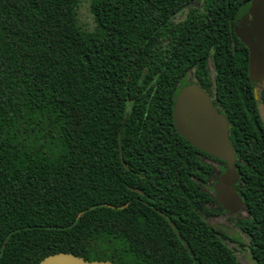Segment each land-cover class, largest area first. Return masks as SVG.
<instances>
[{"label": "trees", "instance_id": "obj_1", "mask_svg": "<svg viewBox=\"0 0 264 264\" xmlns=\"http://www.w3.org/2000/svg\"><path fill=\"white\" fill-rule=\"evenodd\" d=\"M250 1L89 0L90 31L83 0H0V264L60 251L243 264L227 239L264 264V120L234 30ZM210 55L234 125L245 243L208 222L220 210L200 182L214 180L213 166L173 123L184 74L207 81Z\"/></svg>", "mask_w": 264, "mask_h": 264}, {"label": "water", "instance_id": "obj_2", "mask_svg": "<svg viewBox=\"0 0 264 264\" xmlns=\"http://www.w3.org/2000/svg\"><path fill=\"white\" fill-rule=\"evenodd\" d=\"M238 38L249 49V73L253 81L264 79V0H251L246 11L234 23ZM256 92V91H255ZM126 114L120 128L122 144ZM173 119L177 131L210 155L227 164L214 184L217 203L226 211L235 214L245 208V201L234 187L239 180L236 167V152L230 142L227 117L211 103L205 91L195 83L180 89L173 108ZM122 153V146H120ZM36 264H114L110 260H88L72 252H56L44 257Z\"/></svg>", "mask_w": 264, "mask_h": 264}, {"label": "flooded vegetation", "instance_id": "obj_3", "mask_svg": "<svg viewBox=\"0 0 264 264\" xmlns=\"http://www.w3.org/2000/svg\"><path fill=\"white\" fill-rule=\"evenodd\" d=\"M248 53H249V49H248ZM207 64H208V68H207L208 69V79H207V81L202 82L200 80V78L198 77L197 73H196V69L195 68H190V69H188L186 71V73L183 76V84H182L181 88H183L185 86H189L192 83H195L199 88H201L203 91H205L207 93V95L209 96V99H210L211 103L213 104V106L220 113L224 114L227 117V119H228V122H229L228 132H229L230 142H231V144H232V146H233V148H234V150L236 152L235 145H234V143L232 141V130H233V127H234L233 122L229 118V116L227 115V113L224 111V108L222 107V105L219 102V99L217 98V92H218L217 69H216V66L214 64V58H213L212 55L209 56V58L207 60ZM249 75H250V73H249ZM252 82H254V84H255V86H254V93H255L256 99L258 100V109H259V112L261 114L262 119L264 120V103H263V101H261V99L259 97V91H260V89L262 87V84L264 82V79H262L260 81H253L252 80ZM180 89H179V91H180ZM179 91H178V93H179ZM178 93H177V95H178ZM177 95H176V97H177ZM175 100H176V98H175ZM173 108H174V106H173ZM173 123H174V119H173ZM174 125H175V123H174ZM175 128H176V126H175ZM176 131H177V128H176ZM182 137H183L184 142L186 144V146H185L186 149H192L194 151V153L196 154V156H197L196 158L198 159V161L200 163H207L208 162V163H210L213 166V171H214V174L216 175L215 178H214V180H211L210 179L209 182L201 181L200 182V188L203 189V190H209L211 192V194L215 196V193H214V184L217 181L218 176L223 171H225V169L227 167L226 162L224 160H222V159L221 160L224 161V163L223 162H220L218 160H215L214 159L215 156L210 155L206 150H204V149L200 148L199 146H197L196 144H194L185 135H182ZM206 153H208L210 156H207ZM236 161H237V154H236ZM221 167H224V168L221 169ZM237 184H238V182L234 184V187L235 188H236V185ZM135 189L137 191L141 192L140 189H138V188H135ZM218 209L220 210V212L222 210L223 212L230 213V212L226 211L219 204H218ZM159 212L162 213L161 211H159ZM218 214H213V215H211L209 217L216 216ZM163 216L167 218L166 215L163 214ZM170 224H172V221L171 220H170Z\"/></svg>", "mask_w": 264, "mask_h": 264}, {"label": "rangeland", "instance_id": "obj_4", "mask_svg": "<svg viewBox=\"0 0 264 264\" xmlns=\"http://www.w3.org/2000/svg\"><path fill=\"white\" fill-rule=\"evenodd\" d=\"M184 17H185V12H182L177 16V19H182ZM79 21L85 29H88L90 31L94 30L95 23H94L93 15L89 9V0H83V2L80 5ZM211 208H218V204L213 203L211 205ZM247 215H248L247 209L243 208L236 214L226 213L221 210V212H219L218 215L212 217H206V218L210 224L216 226L217 228H220L227 235L240 239L242 242L244 241L245 243L247 242V238L237 226L236 221L239 218H242ZM226 242L231 247L236 249L238 258L243 264H257L252 258L250 252L247 250V246L245 245L241 246L240 244L230 239H227Z\"/></svg>", "mask_w": 264, "mask_h": 264}]
</instances>
